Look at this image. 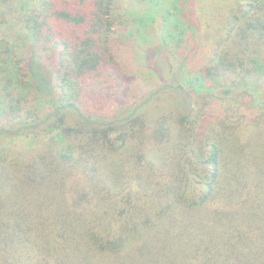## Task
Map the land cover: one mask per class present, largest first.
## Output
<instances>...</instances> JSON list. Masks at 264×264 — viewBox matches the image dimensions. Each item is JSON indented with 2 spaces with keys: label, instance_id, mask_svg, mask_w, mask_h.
<instances>
[{
  "label": "trees",
  "instance_id": "obj_1",
  "mask_svg": "<svg viewBox=\"0 0 264 264\" xmlns=\"http://www.w3.org/2000/svg\"><path fill=\"white\" fill-rule=\"evenodd\" d=\"M34 2L24 18L31 50L8 103L0 94V139H59L0 151V264H264V121L234 108L207 126L209 105L194 114L189 95L168 85L114 116L88 112L87 96L121 94L124 50L149 41L148 19L134 0ZM234 8L211 10L225 16L223 39L197 80H234L219 97L229 106L256 74L264 83V0ZM168 92L178 93L174 112L150 129L146 112Z\"/></svg>",
  "mask_w": 264,
  "mask_h": 264
},
{
  "label": "rangeland",
  "instance_id": "obj_2",
  "mask_svg": "<svg viewBox=\"0 0 264 264\" xmlns=\"http://www.w3.org/2000/svg\"><path fill=\"white\" fill-rule=\"evenodd\" d=\"M134 2L133 9L142 12L148 19L149 27L146 30L149 41L145 40L146 42L141 45V51L140 44L136 51L133 44L129 49L124 50L126 62L120 64L126 76L121 94L107 100L101 98L102 96L98 98L87 96L88 112L114 116L123 107L129 110L136 106V103L138 104L144 97L143 93H150L155 88L168 85L174 88L180 87L189 95L193 101L194 114L204 104L209 105L206 109L207 126H215L219 120L224 119L228 111L234 108L238 109V115L249 120L257 119L255 125L260 126L264 121L260 119L262 117L260 112L264 108V83H260L257 74L254 80H248L249 83L241 88L248 91L245 100L231 106L229 104L232 101L227 100V104H222L219 97L223 89L231 88L235 91L234 80L223 79V82H215L209 79L203 81L204 83L197 81L198 75L215 62V54L223 39L221 29L226 20L225 16L221 21H216L215 14L211 10L217 8L216 14L226 10L232 13L236 4L244 5L247 0H218L215 5L207 8L208 14L205 10V3L208 0H134ZM35 8L34 0H0V46L3 43L6 48H10V53L6 55L3 47H0V94L7 103L9 80L14 78L16 66L19 61L27 57L32 47L24 18L34 13ZM113 48L115 49L114 45ZM262 74L263 66L258 75ZM143 79L149 83L146 91L137 89ZM124 91L126 95H123ZM177 94L168 92L162 93L159 97L154 96L155 102L146 112L150 129H153L157 120L174 112ZM209 99H212L211 104L207 103ZM41 103L46 108L43 111L47 112L49 110L47 103L45 101ZM247 104L253 109H246ZM70 123L74 124L72 120ZM256 129H252V132L255 133ZM58 139V132H39L15 138H1L0 151L2 149L13 153L30 151L35 153L50 142L57 143ZM69 146V143L65 144V147Z\"/></svg>",
  "mask_w": 264,
  "mask_h": 264
}]
</instances>
